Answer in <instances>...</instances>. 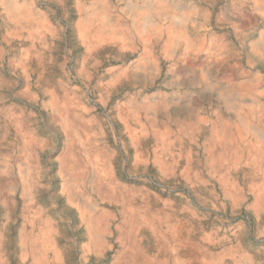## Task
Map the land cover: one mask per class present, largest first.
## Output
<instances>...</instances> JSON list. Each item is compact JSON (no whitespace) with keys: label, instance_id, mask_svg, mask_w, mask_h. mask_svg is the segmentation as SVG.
Returning a JSON list of instances; mask_svg holds the SVG:
<instances>
[{"label":"rangeland","instance_id":"rangeland-1","mask_svg":"<svg viewBox=\"0 0 264 264\" xmlns=\"http://www.w3.org/2000/svg\"><path fill=\"white\" fill-rule=\"evenodd\" d=\"M21 1L45 15L50 29L34 44L42 68L39 71L32 64L25 70L20 54L30 44L9 36L0 17V169L8 156L13 163L7 187L0 185V264L31 263L21 255L18 237L26 213L37 208L53 222L54 242L64 251L56 258L47 249L48 264H110L123 251L118 239V227L127 221L123 204L100 199L88 182L80 180L78 189L84 193L82 198H88L85 212L93 214L95 201L107 212L105 225L95 237L100 243L85 249L89 241L85 223L62 190L60 159L68 146V133L45 105L49 87L73 98L81 116L91 120L93 140L106 151L110 178L131 192L127 201L135 215L163 207L165 222L178 219L185 224L188 234L168 239V247L160 250L147 231L141 232L144 249L169 259L186 241L199 252L192 264H203L209 257L214 258L213 264H264V54L251 50V41L264 30L262 14L239 0L244 5L240 23L226 18L229 0H172L196 10L189 35H204L211 45L188 51L179 45L162 52L160 39L151 46L154 62L153 57L140 59L144 47L135 40V31L131 39L86 49L76 33V0ZM109 2L115 15L125 13L124 0ZM258 3L263 6L264 0ZM130 99L167 103L161 108L170 111L169 119L147 108L140 114V123L149 127L152 122L154 127L156 121V126L167 121L170 147L163 157L176 159L168 172L162 173L153 162L159 147L152 135L141 137L137 146L130 142L134 123L120 110ZM246 112L260 137L251 129L239 135ZM221 115L232 123L233 141L213 147L209 135L213 126L216 131L223 128ZM17 117L28 124L24 135L30 139L24 152ZM181 122L188 126L183 128ZM254 140L260 152L250 147ZM255 154L259 158L252 166ZM78 160L84 162L80 152ZM19 165L28 170L19 172ZM224 184L231 190L227 194ZM146 189L147 200L142 201L138 191ZM235 246L241 251L233 255Z\"/></svg>","mask_w":264,"mask_h":264},{"label":"bare ground","instance_id":"bare-ground-1","mask_svg":"<svg viewBox=\"0 0 264 264\" xmlns=\"http://www.w3.org/2000/svg\"><path fill=\"white\" fill-rule=\"evenodd\" d=\"M124 1L125 3L121 10L127 15L125 13L115 15L109 0H90L89 3H86L84 0H76V10L79 14L76 23V33L86 49H92L105 43H120V41L131 39L133 31L137 35L135 40L141 41L144 47L140 59L143 57L149 59L153 57L154 59L151 46L160 39L164 41L162 52H167L179 45L184 46L182 48L183 51L206 48L209 44L211 45V43H207L204 35L200 34L196 37L189 35V23L195 22L194 17L197 16L196 10L191 6L181 5L172 0ZM229 2V12L225 14L228 20H238L242 23L244 17L239 16L244 12L243 6L245 4L264 17V5L261 6L258 3L260 0H245L244 5L239 0H229ZM0 17L2 25L6 28L9 36H19L26 39L30 44L20 54L25 62V70L30 69L31 65L34 64V67L40 71L42 68L41 53L35 49L34 44L50 29L46 16L35 11L30 2L0 0ZM164 36L165 39H163ZM263 42L264 30L260 32L257 40L251 41L252 54H264ZM147 47H150V49L146 50ZM155 60L153 61L155 62ZM49 93L50 99L45 105L47 108H50L56 120L60 122L61 127L68 133V146L60 159V173L65 179L62 190L64 193H67L69 200L77 206L81 214V220L85 223V232L89 240L85 245V249L92 248L93 245L96 246L100 243L95 240V237L105 225L103 224V218L107 212L100 205L99 201H95L94 203L95 210L93 214L89 216L85 212V201H88V198H82L84 197V193L78 189L80 180L82 182L84 180L85 183L88 182L100 199L123 204V220L126 218L127 221L118 227V239L123 251L110 264H192L195 262L199 252L193 249L192 245L186 241L182 243L184 244L182 248H179L169 256V259L164 255L157 256L154 253L152 254L142 247L140 244L141 232L147 231L151 237L152 245L160 250L168 247V239H173L178 234H181L183 237L188 234L185 232V224L178 219L165 222L161 216V213L165 212L163 207L153 211L149 210L150 212H147V210L144 215L137 217L131 208L132 206L127 201L131 192L125 190L117 181L114 182L110 178L106 163V151L100 143H95L97 140H93L94 127L91 125V120L81 116L78 103L70 96L54 87H49ZM161 103H163L162 100L160 103H150L144 100L130 99L126 104L123 103L120 106V110L122 109V113L134 123V127L129 132L131 143L137 146L141 141V137L148 135H152L155 139L159 148L153 162L157 169L164 173L175 167L176 162L175 157L172 155L163 157L164 152L168 151L170 147L167 121H163L156 126L157 121L154 120L153 123L155 124L156 121V127L154 126V128L151 122L149 125L152 128L151 130L140 123V114L147 108H152L156 113H160L164 118L169 119L168 112L170 111H163L161 108V106L166 107L167 103H164V105ZM179 114L177 112V115ZM238 114L240 115V112ZM245 114L246 118L244 116L241 117L242 131L240 130L239 135L244 136L251 129L260 137V132L253 130L254 127L249 120L248 113L246 112ZM10 118H12V115ZM218 118L219 121L223 122L224 126L221 131H216L215 126L212 127L209 141L210 146L213 147L224 146L233 141L231 139L232 123L229 120H224L222 115ZM15 119L20 124L17 135L24 140V148L21 149L24 152L30 139L24 135L28 134V124L23 117ZM196 123L194 121L192 125L196 126ZM181 124L183 128L188 126L184 122H181ZM1 138H3V133H0ZM256 141L251 142L252 145L250 144V147L253 148L254 152H260L261 146L254 145ZM78 152L83 155V163H80L78 160ZM7 158L0 169V185L2 184L5 188L9 182L11 169L13 168L11 157L9 158L8 156ZM258 158L259 156L255 154V158L252 159L250 164L254 166ZM187 162H192V159L188 158ZM83 167H85L84 170ZM18 168L19 172L22 173L28 170L27 167H23L22 165H19ZM222 179L221 181L224 183ZM223 188L226 194L231 191L225 184ZM257 189L255 193L256 205L257 198L260 195V189ZM147 192V189L138 191L142 201L147 200ZM79 194L80 196L78 197ZM52 223L38 208L26 213V217L19 229L18 243L21 248V255L24 259H30V264H48L46 262L47 249H52L55 252L56 258L62 257L64 251L54 242L53 235L56 233V229ZM35 228H39L42 233L40 231L34 233ZM2 246L3 237H0V249H2ZM240 251V248L235 246L231 252L235 255ZM126 254L128 258L124 260L127 257ZM202 262L203 264H213L214 258L209 257L205 261L202 260Z\"/></svg>","mask_w":264,"mask_h":264}]
</instances>
